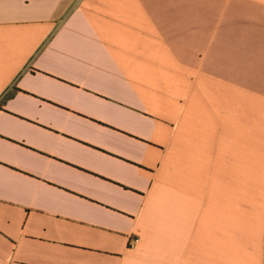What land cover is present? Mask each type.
<instances>
[{
    "label": "crops",
    "instance_id": "obj_1",
    "mask_svg": "<svg viewBox=\"0 0 264 264\" xmlns=\"http://www.w3.org/2000/svg\"><path fill=\"white\" fill-rule=\"evenodd\" d=\"M0 264H264V0H0Z\"/></svg>",
    "mask_w": 264,
    "mask_h": 264
}]
</instances>
